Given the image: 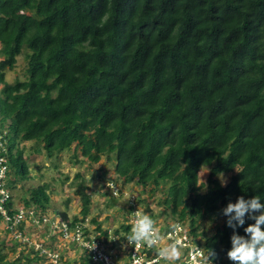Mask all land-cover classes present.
I'll list each match as a JSON object with an SVG mask.
<instances>
[{
  "label": "trees",
  "instance_id": "obj_1",
  "mask_svg": "<svg viewBox=\"0 0 264 264\" xmlns=\"http://www.w3.org/2000/svg\"><path fill=\"white\" fill-rule=\"evenodd\" d=\"M20 55L26 77L9 82L6 70ZM1 134L10 190L31 177L21 143L41 144L31 153L49 157L70 150L75 163L105 157L125 184L155 191L167 183L162 229L188 222L210 261L233 264L231 237L247 236L255 220L246 214L233 228L224 209L241 196L264 204V0H0ZM222 173H231L225 185ZM76 178L85 220L91 186L81 172ZM49 188L31 186L22 199L41 220L51 215ZM16 204L12 195L10 214ZM56 211L69 223L80 219ZM142 211L154 220L148 204ZM1 218L0 264H50ZM204 220L214 223L212 234ZM91 222L108 236L97 217ZM131 228L120 225L121 239ZM8 236L29 250L7 255ZM48 238L49 249L64 246L59 235Z\"/></svg>",
  "mask_w": 264,
  "mask_h": 264
},
{
  "label": "rangeland",
  "instance_id": "obj_2",
  "mask_svg": "<svg viewBox=\"0 0 264 264\" xmlns=\"http://www.w3.org/2000/svg\"><path fill=\"white\" fill-rule=\"evenodd\" d=\"M26 67L27 63L23 55L18 56L17 63L14 69L6 70V79L9 82H14L16 78L24 79L26 77ZM8 133V131H6ZM23 144V145H22ZM24 146L23 156L26 158L29 164L30 178L24 180L21 183H17L16 187L11 190L19 208L23 206V196L28 193V189L31 186H38L43 183H50L55 186V190L48 189L51 194L52 206L49 207V214L56 215L58 212L56 210L67 211L69 216L73 218L77 215L81 217L80 200L75 197L73 191L76 184L79 182V178H76V174L81 172L84 176L86 183L91 186L92 194V210L89 217H97L98 222H101L102 229H109L108 232H112L117 235L116 231L119 229L123 222L131 220V208L129 199H134L136 197L135 203L142 211L146 205L153 209L154 221L157 226L162 228L168 223L167 217L164 212V205L159 204V201L166 195L168 184L164 183L155 191H151L149 186H139L134 182L124 183L119 180L113 170L112 163L108 161L105 157L98 163H89L88 161L84 163H75L72 157V152L70 150H65L61 152L58 156L49 157L45 150L40 152H33L34 148H38L41 144L33 143L32 141L21 143ZM35 146V147H34ZM41 163L42 169H36L33 164ZM210 168L204 166L199 175V181L205 182L207 180ZM11 178H14L13 174ZM231 178V173H222L219 175V180L222 184H227ZM114 181L122 189L118 196L114 195L107 183L109 181ZM8 184V182H7ZM12 185V184H11ZM27 195V194H26ZM69 201L67 205V201ZM3 222V221H1ZM28 225L25 227L31 240H42L49 243L48 231L41 227L35 226L31 221H27ZM188 225V222H185ZM93 230L98 231L96 225L92 222L90 223ZM4 227V223L2 224ZM203 229L212 234L214 232V223L204 220L202 223ZM120 230V229H119ZM101 235L103 231H99ZM120 236L124 235V231L120 230ZM111 238V248H113L120 260L127 258V248L121 242V237ZM9 246L6 249L7 255H18L21 250H29L28 247L24 248L16 241H13L9 236L7 238ZM203 242L204 240L201 239ZM70 248V249H69ZM66 249L67 258L63 261L67 264H92V261L86 256L81 255V251L74 247H69ZM5 253V254H6ZM5 262V257L2 259ZM47 263V262H46ZM45 263V264H46ZM163 264H185L183 260L179 259L174 261H164Z\"/></svg>",
  "mask_w": 264,
  "mask_h": 264
},
{
  "label": "built area",
  "instance_id": "obj_3",
  "mask_svg": "<svg viewBox=\"0 0 264 264\" xmlns=\"http://www.w3.org/2000/svg\"><path fill=\"white\" fill-rule=\"evenodd\" d=\"M6 142L3 135H0V214L5 228L10 231L11 235L20 242H28L35 250H39L41 254H45L50 261V264H67L63 260L67 258L66 249L74 247L81 251V255L88 257L92 264H163L164 259L159 256V249L169 245H175L180 253V258L185 264H214L209 260L207 252L202 242L195 239L190 233L188 225L182 222H176L171 229L165 230L157 226L163 239L156 246H148L144 243L139 245H132L128 242L127 237L130 233L125 234V239H121L123 245L127 248V258L120 260L113 248H111V238H118L117 235L108 232V236L99 231L93 230L90 225V217L85 220L80 219L76 222L69 223L63 220L58 215H46L43 219L36 216L33 209L24 206L16 207L13 214H10L6 202L11 198L12 192L7 184L8 171V156H7ZM113 185V188L109 187ZM111 192L118 196L120 194V187L114 182L107 183ZM136 197L130 199L133 217L131 219L132 225L135 222L136 215L143 212L135 203ZM27 221H31L36 227L41 226L48 231V236L59 235L64 246L58 250L53 251L45 246L42 240H31L26 231ZM24 223V227L19 229V225ZM109 231V229H108ZM121 237V236H120ZM70 249V248H69Z\"/></svg>",
  "mask_w": 264,
  "mask_h": 264
},
{
  "label": "clouds",
  "instance_id": "obj_4",
  "mask_svg": "<svg viewBox=\"0 0 264 264\" xmlns=\"http://www.w3.org/2000/svg\"><path fill=\"white\" fill-rule=\"evenodd\" d=\"M109 187L113 188L114 186L109 184ZM121 190L120 188V192ZM132 207L131 205L130 208L132 209ZM257 212L259 215H256ZM224 214L229 217L228 224L233 228L245 224L246 214L255 220V223L245 228L247 236H241L237 233L232 235V247L227 253L228 258L233 264H264V204L261 203L258 196L249 200L241 196L237 202H229L224 209ZM131 215L132 219V210ZM233 221H238V225L234 224ZM162 239L163 237L153 218L138 212L130 235L127 237L128 242L132 245L144 243L148 246H156ZM212 255L214 254L212 253ZM159 256L165 261H174L179 259L180 253L175 245H169L159 249Z\"/></svg>",
  "mask_w": 264,
  "mask_h": 264
}]
</instances>
